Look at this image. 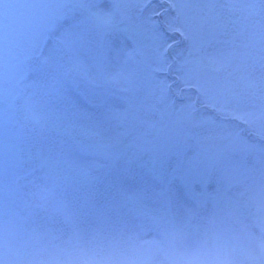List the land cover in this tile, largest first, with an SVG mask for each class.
<instances>
[{
	"label": "rangeland",
	"instance_id": "obj_1",
	"mask_svg": "<svg viewBox=\"0 0 264 264\" xmlns=\"http://www.w3.org/2000/svg\"><path fill=\"white\" fill-rule=\"evenodd\" d=\"M212 225L264 264V0H0V264Z\"/></svg>",
	"mask_w": 264,
	"mask_h": 264
},
{
	"label": "clouds",
	"instance_id": "obj_2",
	"mask_svg": "<svg viewBox=\"0 0 264 264\" xmlns=\"http://www.w3.org/2000/svg\"><path fill=\"white\" fill-rule=\"evenodd\" d=\"M208 231L216 241L211 259H195L184 256L176 248V243L182 237L174 235L173 242L166 248L149 249L140 245H133L134 255L131 258L122 257L117 252L111 258L100 261L99 264H248L242 258L246 255V252L236 236L230 234L221 225H212ZM262 248H264V245H262Z\"/></svg>",
	"mask_w": 264,
	"mask_h": 264
}]
</instances>
